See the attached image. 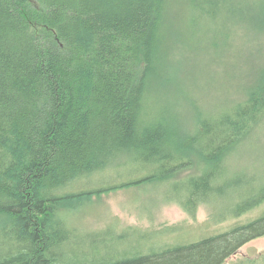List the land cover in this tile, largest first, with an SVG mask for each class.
I'll return each instance as SVG.
<instances>
[{"label":"trees","instance_id":"trees-1","mask_svg":"<svg viewBox=\"0 0 264 264\" xmlns=\"http://www.w3.org/2000/svg\"><path fill=\"white\" fill-rule=\"evenodd\" d=\"M244 6L0 0V264H225L264 236V213L176 242L133 226L86 237L64 218L90 200L76 203L78 196L144 182L164 186L160 202H175L191 219L208 204L215 223L264 201V180H247L229 163L264 120V66L229 105L218 98L216 107L193 105L181 114L163 100L175 84L164 71L176 43L172 10L208 22L221 17L264 37V0ZM187 24L200 38V29ZM120 164L135 171L128 181L69 190L76 178ZM64 241L71 244L61 249Z\"/></svg>","mask_w":264,"mask_h":264},{"label":"rangeland","instance_id":"rangeland-1","mask_svg":"<svg viewBox=\"0 0 264 264\" xmlns=\"http://www.w3.org/2000/svg\"><path fill=\"white\" fill-rule=\"evenodd\" d=\"M234 1L235 5H246V0ZM171 19L175 22L170 28L171 39L176 43L172 45L171 64L167 60L164 71L167 77L174 74L175 84L171 83L169 92L162 95L164 104L183 114L192 109L193 105L202 108L216 107L218 98L226 101L224 105L236 101L240 91L243 92L255 77L253 71L264 66L263 35L254 37L242 27H234L221 17L208 22L192 14L187 17V13L177 9L172 10ZM179 20L180 23H177ZM187 20L193 24L189 25L193 30L200 29V38L197 36L194 40L190 36L192 30L188 31ZM174 65L178 67V72H175ZM181 122L179 119V124ZM125 158L127 155L117 159ZM229 163L234 172L245 174L247 180H264V120L259 122L246 143L233 153ZM128 171L123 164L101 169L96 174L76 178L71 182L69 190L89 192L88 189L101 185L118 186L135 173ZM163 188L164 186L154 182H144L140 186L108 189L100 194L86 193L78 196L75 202L88 198L90 200L78 208H72L64 218L69 227L78 234L96 231L104 233L107 230L122 232L123 229L133 226L150 231L154 236L160 232L163 236L158 239L167 238L176 242L211 235L264 213L263 201L240 217H229L222 223H215L211 219V208L208 204H203L197 217L191 219L175 202H160ZM168 226H173V229ZM90 235L91 233L85 234L86 237ZM69 244L70 241H64L60 248ZM250 258L258 260L250 262L247 260ZM225 264H264V236L244 244Z\"/></svg>","mask_w":264,"mask_h":264}]
</instances>
